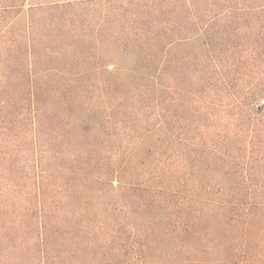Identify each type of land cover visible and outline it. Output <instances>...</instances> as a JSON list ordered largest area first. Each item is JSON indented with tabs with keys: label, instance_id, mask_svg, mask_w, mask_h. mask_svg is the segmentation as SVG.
Segmentation results:
<instances>
[{
	"label": "trees",
	"instance_id": "trees-1",
	"mask_svg": "<svg viewBox=\"0 0 264 264\" xmlns=\"http://www.w3.org/2000/svg\"><path fill=\"white\" fill-rule=\"evenodd\" d=\"M85 2L55 3L47 11L52 16L62 10L67 15L79 14L87 6ZM93 3H106L107 14L94 35L79 38L82 51L75 60L83 59L88 43L94 42L96 46L101 43L109 22L107 30L110 29L114 45L122 49V57L134 56L136 60L124 71L136 82L133 88L142 89L143 112L151 108L154 112L145 127L136 129L140 116L137 104L124 97L101 120V128L112 125L113 136L124 134L117 146L118 159L125 155L127 147H133L125 161L111 165L101 174L102 179L119 183L120 189L138 196L150 195L127 204L146 211L161 209L167 216L164 214L160 222L170 226V212L178 206V199H194L198 197L195 190L203 189L197 168L207 165L212 172L223 175L222 206L207 199L205 203L213 209L197 211L193 221L183 222L180 230L214 241L216 235L212 229L219 227L229 246L225 264H264V0H97ZM3 8L0 15L4 18L3 26L7 27L12 21L11 18L5 21L6 16L15 12L16 6ZM32 48L31 40V51ZM100 68L102 64L97 59L92 66L83 64L67 73L52 61L47 62V76L59 82L76 81ZM56 100L58 113L71 107L59 97ZM50 113L47 101V118ZM163 125L166 134L137 164L142 171L135 174V179L142 183L131 187V181L126 180L143 137ZM85 129L94 132L90 123ZM84 152L95 158L84 147L79 149L62 184L51 182L47 170V212L40 208L36 224L29 225V212L5 211L0 204V215L4 213L0 220V253L5 251L23 258L32 240L29 233L33 232L37 233L40 247L39 264H78L80 257L90 252L97 256L99 251L112 247L107 240L94 239L99 231L95 232L93 227L98 219L92 213L74 211L67 223L61 208L64 198L79 203L83 184H71L76 179L87 182L86 174L94 169L91 157L81 165L83 169L76 171ZM105 152L102 148V153ZM99 164H103L101 159ZM147 174L157 185L146 184ZM36 192L40 198L39 185ZM43 204L44 201H39L40 206ZM217 207L225 212L215 221L212 214ZM83 216L86 228L81 225ZM164 229L163 237L171 231L168 226ZM173 231L177 232V228ZM206 253L204 249L203 254Z\"/></svg>",
	"mask_w": 264,
	"mask_h": 264
},
{
	"label": "rangeland",
	"instance_id": "rangeland-1",
	"mask_svg": "<svg viewBox=\"0 0 264 264\" xmlns=\"http://www.w3.org/2000/svg\"><path fill=\"white\" fill-rule=\"evenodd\" d=\"M79 1L88 3L79 14L67 15L62 10L52 16L47 11L55 3ZM96 1L0 0V12L3 7L16 6L15 12L6 16L5 21L10 18L12 21L7 27L3 26L4 18L0 15V204L5 211L18 214L29 212V225L36 224L40 208L47 212V170L51 182L62 184L72 170L70 163L75 159L74 154L84 147L95 156H91L94 169L86 174L87 182L76 179L71 184H83L79 203L76 199L64 198L61 208L67 223L74 211L84 212L85 215L92 213L98 219L93 227L95 232L99 231L94 239L107 240L112 247L105 252L99 251L97 256L90 252L80 257L78 264H225L229 246L225 244L219 227L212 229L216 235L214 241L180 230L183 222L193 221L197 211L213 209L205 203L207 199L217 205L222 204L225 197L223 175L212 172L205 164L200 165L197 172L205 182L201 178L198 182L203 189L195 190L198 197L194 199H178V206L170 212V226L160 222L165 214L161 209L146 211L145 208L127 204L147 199L150 195L138 196L127 189H120L119 183L102 179L101 174H105L111 165L124 160L133 147H127L125 155L118 159L117 146L120 141L122 143L124 134L121 131V136H113L112 125L106 124L101 128V120L108 117L112 107L124 97L137 104L140 116L136 129L145 127L148 117L154 112L152 108L143 112L142 89L133 88L136 82L124 71L136 60L134 56L122 57V49L114 45L110 29L107 30L109 22L106 24L105 21L101 43L98 46L94 42L88 43L83 59L75 60L82 51L79 38L94 35L103 22L104 14H107V4L93 3ZM54 39L56 42H52ZM31 40L34 41L32 51ZM97 59L102 68L81 80L59 82L47 76V62L54 61L67 73H72L70 71L80 65H94ZM57 97L71 107L65 108L62 113L56 112ZM47 101L51 108L48 118ZM89 123L94 132L85 129ZM163 126L143 137L132 159L130 177L126 180L131 181V187L134 183H142L135 179V174L142 171L137 164L164 137L166 130ZM102 148L106 150L104 154ZM91 157L87 153L83 155V159L76 164V171L83 169L81 165ZM100 159L103 164H99ZM145 181L147 185H157L149 174L145 175ZM38 185L42 189L40 198L36 194ZM41 200L44 201L42 206L39 205ZM224 212L222 207L214 209L212 216L215 221ZM3 218L4 213L0 215V220ZM85 221L81 225L86 228ZM166 226L171 231L163 237L162 231L166 230ZM174 227L177 232L173 231ZM191 229H194L193 226ZM36 234L29 233L32 240L26 256L22 258V255L14 256L3 251L0 253V264H39L41 256ZM204 249H207L206 254H203ZM173 260L179 263H172Z\"/></svg>",
	"mask_w": 264,
	"mask_h": 264
}]
</instances>
